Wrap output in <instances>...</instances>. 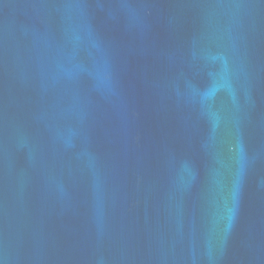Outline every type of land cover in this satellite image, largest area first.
<instances>
[{
  "label": "water",
  "instance_id": "obj_1",
  "mask_svg": "<svg viewBox=\"0 0 264 264\" xmlns=\"http://www.w3.org/2000/svg\"><path fill=\"white\" fill-rule=\"evenodd\" d=\"M0 264H264V0H0Z\"/></svg>",
  "mask_w": 264,
  "mask_h": 264
}]
</instances>
